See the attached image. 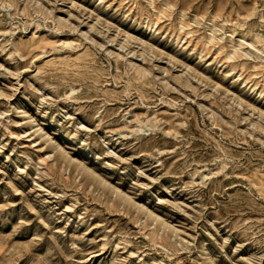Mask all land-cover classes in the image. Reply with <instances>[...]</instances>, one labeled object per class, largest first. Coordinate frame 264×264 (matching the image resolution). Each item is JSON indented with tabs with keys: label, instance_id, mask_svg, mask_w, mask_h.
<instances>
[{
	"label": "rangeland",
	"instance_id": "374dc122",
	"mask_svg": "<svg viewBox=\"0 0 264 264\" xmlns=\"http://www.w3.org/2000/svg\"><path fill=\"white\" fill-rule=\"evenodd\" d=\"M0 264H264V0H0Z\"/></svg>",
	"mask_w": 264,
	"mask_h": 264
}]
</instances>
